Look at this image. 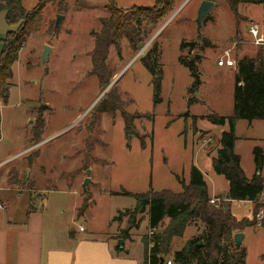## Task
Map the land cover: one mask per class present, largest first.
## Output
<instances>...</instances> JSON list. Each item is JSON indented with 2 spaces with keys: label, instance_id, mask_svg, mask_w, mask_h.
<instances>
[{
  "label": "rangeland",
  "instance_id": "374dc122",
  "mask_svg": "<svg viewBox=\"0 0 264 264\" xmlns=\"http://www.w3.org/2000/svg\"><path fill=\"white\" fill-rule=\"evenodd\" d=\"M65 1L66 10H59L56 4L44 8L39 30L27 38L12 66L9 97L5 104L0 102V176L9 170L22 180L30 170L27 177L32 185L30 192L25 185L12 184L6 178L7 186L14 192L11 204L17 210L29 205L31 210L36 205L42 207L41 199H47L48 214L56 218V245H62L74 227L88 230L92 226L101 235L117 225L129 232L131 240L145 243L147 238V249H151L149 240L162 233L170 221L165 218L154 235H150L147 223L142 220L144 214L137 216V225L119 214L124 208L132 210L135 199L110 192H180V181L187 183L193 165L206 171L211 195L227 189V181L213 171L206 155L216 153L219 131L229 130V124L212 125L206 119L193 122L192 116L232 115L234 76L218 69L216 61L229 50L234 72L237 58L252 57L261 50L253 46L247 27L250 21L258 23L264 34V0L239 3L236 7L231 0H210L215 3L208 14L212 19L202 24L200 34L195 19L202 0H175L179 8L175 14L177 8L155 30L142 27L149 33L138 51H133L125 40L120 43L119 53L111 47L107 64L113 72L111 81H116L104 95L116 89L123 110L133 117L130 134L126 133L119 112L102 115L101 129L89 125L95 106L104 97L100 95L108 86L101 88L90 73V52L94 45L91 32L98 31L100 18L107 16V0ZM116 2L120 8L150 7L154 3L153 0ZM37 3L38 0H21L25 10L33 9ZM4 14L0 12V51L1 39L8 30L16 28L5 22ZM58 15L63 18L53 31ZM199 37L212 45L191 52L187 48L179 50L182 40ZM153 42L158 45L163 69L161 101L157 104L153 101L151 74L142 60L153 48ZM45 46L49 47L47 62L42 58ZM179 56L194 59L200 76L194 93L197 102L190 106L188 88L194 78L178 62ZM38 121L42 125L37 129ZM250 123L238 120L235 124V152L241 156L247 175L253 174L255 168L253 148L262 147L264 155V120H257L253 128ZM36 129L38 138L34 134ZM206 129L212 130L203 131ZM11 153L12 156L16 153V157L4 162ZM87 169L90 182L83 187ZM86 196L87 207L82 209ZM217 198L220 204L225 201L224 195ZM259 204H264V191L257 204L229 203L236 219L254 221L253 226L240 232L245 251L243 264H264V228L256 226L253 218L261 211L264 214L263 208L256 207ZM85 217L89 220L87 224L81 222ZM203 228L199 220H190L183 235L171 240L167 253L163 254L165 259H172L173 252L199 236Z\"/></svg>",
  "mask_w": 264,
  "mask_h": 264
},
{
  "label": "trees",
  "instance_id": "16d2710c",
  "mask_svg": "<svg viewBox=\"0 0 264 264\" xmlns=\"http://www.w3.org/2000/svg\"><path fill=\"white\" fill-rule=\"evenodd\" d=\"M262 0H231L233 7L239 3H259ZM56 4L59 10H66L65 0H38L36 6L31 10L22 7L21 0H0V12H4L5 22L10 26H16L14 30H8L1 39L0 51V102L5 104L9 97V81L13 77L12 66L18 60V54L26 43L28 37L36 33L42 21V12L48 5ZM105 9L107 16L100 18V28L92 31L94 45L90 52L91 69L90 73L96 77L101 88H105L113 77V72L107 64L109 50L113 47L117 53L120 51V43L125 40L133 51H138L149 31L142 27L149 26L150 30L159 27L164 19L175 9V0H155L150 7L132 6L120 8L116 0H107ZM210 16H205L202 24L211 21ZM161 23V24H160ZM160 24V25H159ZM155 42V41H154ZM153 42V48L143 57L145 68L151 74L153 89V101L155 104L161 101V81L163 69L160 64V52L158 45ZM209 40L199 37L197 40H182L179 50L188 49L189 52L210 47ZM152 54V55H151ZM178 62L188 69L193 82L188 88L191 94L187 101L190 106L197 102L195 92L200 84V76L196 70V63L191 59L178 57ZM123 101L114 88L95 106L97 114H114L120 112L127 134L132 133V119L123 110ZM188 115V112L185 113ZM197 119H206L212 125L229 124V130L223 131L218 140L219 149L217 155L212 159L213 171L222 175L228 183V191L224 202L215 207L209 205L207 186L201 171L192 166L188 183L180 181L182 190L172 192L163 190L158 193H130L110 192L112 195H124L135 199L132 210L119 212L128 217V222L137 225L138 215L147 211L148 230H155L161 226L167 218L170 224L162 233L156 235L152 240L153 247L147 249V238H145V264H162L163 254L167 253L169 244L174 237H181L192 219L199 220L203 225V231L197 237L186 241L185 245L173 252L174 264H243L245 251L240 246L236 248L234 235L240 233L244 228L253 226L247 218L238 220L230 212V201H250L257 204L259 197L264 191V176L261 175L264 165V155L260 147H254L253 162L255 173L248 178L240 165V157L234 151L236 142L235 124L238 120H246L249 123L254 120H264V48L254 56L244 55L236 59L233 85V112L229 117L210 114L206 116H192L193 122ZM1 123V116H0ZM42 122H37L38 129ZM195 127V125H194ZM37 129L35 137L37 136ZM196 129V127H195ZM34 138V139H36ZM31 158H28V163ZM8 180L10 183L25 185L32 189L31 181L28 179L18 180L15 173L9 171ZM88 196L82 202V209L87 207ZM258 209L264 204L256 205ZM255 216L253 215V218ZM252 221V220H251ZM264 228V217L261 222ZM154 231V232H155ZM154 232L152 235H154ZM124 237L127 231L123 232Z\"/></svg>",
  "mask_w": 264,
  "mask_h": 264
},
{
  "label": "crops",
  "instance_id": "0c3cea01",
  "mask_svg": "<svg viewBox=\"0 0 264 264\" xmlns=\"http://www.w3.org/2000/svg\"><path fill=\"white\" fill-rule=\"evenodd\" d=\"M175 8L177 7L175 6ZM178 9L179 8H177V10ZM253 46L257 48L263 47ZM218 69L226 71V73L234 76L235 70L232 72L231 67H218ZM256 121L257 120L252 121L249 127L253 128L256 125ZM196 128L202 131V129ZM211 130L206 129L203 131L210 132ZM223 131L227 130H220L219 132L222 133ZM219 138L220 136L218 140ZM260 148L263 151V148ZM217 150L215 151L216 153H212L209 156L206 155L208 160H210V165L212 159L217 155ZM13 155L14 156H12V153L9 154V159L4 162L9 161L12 157H16V153H13ZM239 157L241 168L245 175L250 178L255 173V168L253 174L247 175L242 165L241 156L239 155ZM198 169L203 175L209 198L218 197L219 195H224L225 197L228 191V185L227 189L222 194L211 195L208 191V183L205 178L206 171H204L202 167ZM8 173L9 170L6 175L0 176V264H145V243L143 241L131 240L129 232L127 230H122V228L117 225L107 232L104 231L101 235L96 232L92 226L88 230L82 226H79L82 227V230H80L79 227H74L67 235V239L62 241V245H56V218L53 217L52 214H48V200L45 198L41 199L42 207L36 205L31 210L28 208L29 205L26 209L25 206L22 210L15 209L11 204V194L14 192L6 184V178L8 179L9 177ZM29 173L30 170H28V174L26 172L25 179H27ZM261 175L264 176L263 170ZM31 190L27 189L28 192ZM127 209L131 208H124L120 210V212H124ZM144 216L145 219L142 220L148 225L147 211L144 213ZM81 222L87 224L89 220L85 217L82 218ZM107 227H110V225L108 224ZM124 231H127L125 237L123 234ZM164 259H162V261Z\"/></svg>",
  "mask_w": 264,
  "mask_h": 264
},
{
  "label": "built area",
  "instance_id": "2783aa9c",
  "mask_svg": "<svg viewBox=\"0 0 264 264\" xmlns=\"http://www.w3.org/2000/svg\"><path fill=\"white\" fill-rule=\"evenodd\" d=\"M248 33L251 37V42L255 46H263L264 47V35L261 32V28L258 23L250 22L248 27ZM216 65L218 67H234V61L231 59L230 51L226 50L223 52V54L219 57V59L216 61ZM220 201L217 197L209 198L208 203L210 205H213L215 207H218L220 205ZM1 208V206H0ZM264 214L263 212H259L256 214V226H261V222L263 220ZM80 230H82V227H79ZM155 230H149V234L152 235ZM150 247H153V243L149 244ZM150 248L148 249V255H149ZM162 264H174L172 259H164Z\"/></svg>",
  "mask_w": 264,
  "mask_h": 264
},
{
  "label": "water",
  "instance_id": "95a60500",
  "mask_svg": "<svg viewBox=\"0 0 264 264\" xmlns=\"http://www.w3.org/2000/svg\"><path fill=\"white\" fill-rule=\"evenodd\" d=\"M213 7H214V2L213 1H210V0H202L200 2L199 7L197 9L196 19H195V24H196L197 31L199 32V34H200V29H201V26H202L203 19L205 18V16H207L209 14V12L211 11V9ZM178 10H176L174 12V14ZM62 18H63V16H61V15H58L57 16L53 31L56 29L58 23L61 21ZM48 52H49V47L48 46H45V48L43 50V53H42V58H43V61L44 62H47V60H48ZM193 61H194V59H193ZM115 81H116V79L112 80L108 84V86L106 87V89L101 93L100 97L103 96L107 92V90L115 83ZM27 174H28V171H27ZM85 174H86V178L84 180L83 187H86V185L90 182V178H89V176H90V170L87 169L86 172H85ZM242 239H243V235L241 233H236L234 235V243H235L236 248H239L241 246Z\"/></svg>",
  "mask_w": 264,
  "mask_h": 264
},
{
  "label": "flooded vegetation",
  "instance_id": "af4514ba",
  "mask_svg": "<svg viewBox=\"0 0 264 264\" xmlns=\"http://www.w3.org/2000/svg\"><path fill=\"white\" fill-rule=\"evenodd\" d=\"M102 97V96H101ZM99 100V99H98ZM95 105V104H94ZM119 112V111H117ZM120 113V112H119ZM104 114H107V113H101V114H97L95 112L92 113V116H91V120L89 122V125H98V127H100L101 129V126H100V121H101V117L102 115ZM115 114V113H114ZM97 127V126H96ZM87 138V137H86ZM87 143V141L85 140V144Z\"/></svg>",
  "mask_w": 264,
  "mask_h": 264
}]
</instances>
